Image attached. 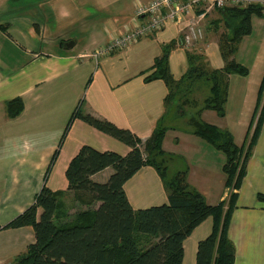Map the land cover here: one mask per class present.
<instances>
[{
  "label": "crops",
  "instance_id": "crops-1",
  "mask_svg": "<svg viewBox=\"0 0 264 264\" xmlns=\"http://www.w3.org/2000/svg\"><path fill=\"white\" fill-rule=\"evenodd\" d=\"M151 1L0 0V264H15L35 244L31 228L6 226L35 203L45 183L55 193L68 192L66 171L82 147L122 156L131 150L81 119L73 122L61 144L77 108L130 130L143 141L164 121L168 88L162 80L146 82L143 73L152 68L165 46L179 43V22H169L127 50L93 57L113 37L122 36L141 23L136 10ZM218 19V12L213 11L203 20L206 41L198 48L209 67L221 70L225 62L219 40L211 38L216 39V34L220 38L224 32L220 26L217 32ZM255 33L264 39V18H253V34L244 38L239 56H246L241 53L242 45ZM71 41L75 45L67 48ZM254 44H245L247 51L255 47L249 51L250 57L258 44L262 45L256 41ZM186 52L180 46L171 51L170 69L176 79L187 70ZM236 60L243 64L237 57ZM249 76L250 70L246 77L230 76L224 118L210 110L202 114L204 122L229 130L238 146L244 143L255 118L264 62L258 66L257 79L250 82ZM15 99H22L24 110L11 119L6 103ZM233 99V121L227 122ZM238 120L243 124L239 125ZM165 125L168 132L163 149L170 156L169 171L175 170L172 174L170 171L171 176L186 173L189 187L201 193L209 205L228 200L231 189L225 186L227 177L223 172L226 156L195 136L192 128ZM242 125L244 137L238 143L234 129ZM112 173L113 169L108 168L92 180L106 183ZM124 188L135 210L168 202L165 184L151 166L142 168ZM236 192L237 205L229 227V238L236 248L235 264H264V201L259 199L264 196V126L242 187ZM41 213L40 209L38 217ZM212 229L210 218L186 239L184 264H196L198 244Z\"/></svg>",
  "mask_w": 264,
  "mask_h": 264
},
{
  "label": "trees",
  "instance_id": "trees-1",
  "mask_svg": "<svg viewBox=\"0 0 264 264\" xmlns=\"http://www.w3.org/2000/svg\"><path fill=\"white\" fill-rule=\"evenodd\" d=\"M217 12V32L224 29L219 36L220 53L225 62L223 69H212L207 63L198 64L200 58L186 52L190 66L187 74L177 80L171 72L169 57L179 44L172 42L164 47L152 68L143 73L146 82L164 81L168 88L166 106L172 102L174 89L180 82L206 79L212 85L211 95L197 117L210 110L224 118L230 76L249 75V69L237 62L236 55L244 38L253 34V18H264V9L259 4H251L227 7ZM258 98L255 117L261 109L259 119L242 146L236 144L229 130L192 118L193 134L226 156L223 167L227 177L225 186L232 192L228 200L215 206L209 205L201 193L189 187L186 173L171 176L170 156L163 149L168 132L164 122L159 123L152 136L143 141L130 130L84 114L81 107L77 108L61 144L73 122L81 119L131 150L122 156L115 152H100L90 146L81 148L71 161L66 178L68 192L73 194L77 203L88 208L77 212L74 218L69 217L62 205L61 198L66 193H55L45 183L35 203L6 226L7 229L31 228L36 238L35 244L29 246L26 254L15 264H184L186 239L210 218L213 229L198 244L196 264H235L236 248L229 238V227L237 205L236 191L242 187L264 126V77ZM6 110L9 118L18 117L24 110L22 99L6 103ZM58 154H55L53 163ZM147 166L153 167L163 180L168 202L135 210L124 186ZM108 168H112L113 173L106 183L92 180L94 175ZM259 199L264 201V196L260 195ZM40 209L42 213L38 217Z\"/></svg>",
  "mask_w": 264,
  "mask_h": 264
},
{
  "label": "built area",
  "instance_id": "built-area-1",
  "mask_svg": "<svg viewBox=\"0 0 264 264\" xmlns=\"http://www.w3.org/2000/svg\"><path fill=\"white\" fill-rule=\"evenodd\" d=\"M251 4H260L264 9V0L260 2L258 0H153L148 4L138 6L136 17L138 22L141 20V23L124 35L113 37L94 56L98 58L124 51L141 39L161 31L169 22L181 24L182 38L179 39L178 44L188 49L203 40L202 18L211 12L210 9L246 7ZM198 12H202L201 15Z\"/></svg>",
  "mask_w": 264,
  "mask_h": 264
},
{
  "label": "rangeland",
  "instance_id": "rangeland-1",
  "mask_svg": "<svg viewBox=\"0 0 264 264\" xmlns=\"http://www.w3.org/2000/svg\"><path fill=\"white\" fill-rule=\"evenodd\" d=\"M258 1L260 2L261 0H258ZM213 9L214 8L210 9V11L211 12L217 11V10H213ZM201 13L202 12H200L199 15H201ZM208 14H206L204 16V18H202V19L204 20L207 17ZM203 24L204 23H201V27L204 30V38H203V40H201L200 42L196 43L191 48L188 47V49L186 47L185 48L184 47H180V48L184 49L185 51L190 52L191 54H194L198 58H200V60L197 62L198 64H200V62L204 63V64H206V63L208 64V62L205 60L204 55L199 50V48H200L199 45L202 44V42L206 41L205 40L206 31H205V27H204ZM218 35H219V33H218ZM214 37H216V39L211 36V38L214 41L219 40L217 34ZM181 38L182 37L180 36L179 39H181ZM247 41H250L253 45H255L254 44L255 41L258 42V43H262V45L258 44V47H257L258 49L253 52V55L251 57L249 55V51L250 50H254L255 47L251 48L252 47L251 46L250 48H248V51H247L245 49L246 48L245 44H246ZM247 41H245V44H244V46L242 45V49H241V53L242 54H246V56H242V55L239 56L240 53L239 54L237 53L236 57H237V59L240 62H242L243 64H246L248 66V68L250 70V76H249L248 80L250 82H252L253 79H257V76L255 77V74H256V71L258 69V66L260 64L263 65V62H264V45H263L264 44V39H262L261 37L258 38L256 33H255L253 35V37L247 38ZM260 47H261V49H260ZM120 52H122V51H120ZM246 52H248V53H246ZM93 57H95V56H93ZM95 58H97V57H95ZM186 58H187V56H186ZM187 65H188L187 66V70H185V73H183V76H185L187 74L189 66H190L189 62H188V59H187ZM177 80L180 81V79H177ZM232 82L234 84V79L232 80ZM211 87H212V85L209 82H207L206 79L194 78V79H191V80L180 82L179 85H177V87H175V89H174V95H173L172 102H170L167 105V110H166V114H165V117H164V121H163L164 123L163 124L164 125L165 124H167V125L169 124L168 126L172 125V126L180 127V128H184V129H190V128L193 129V126L191 124L192 123V118L196 117L199 120L203 121L202 120V114L205 111H208V110L203 111L201 116L197 117L199 111L205 107L206 100L211 95ZM233 105H234V99L231 101V105H230V108H229V111H228L229 113H228L227 122H232L233 121V119H232L233 112H234ZM240 111H242V110H240ZM260 111H261V109L258 111V114H256L255 119H253V121H251L250 128H249L250 132L254 129L255 125L257 124V121H258L259 115H260ZM241 113L242 112H239L240 115H241ZM238 124L239 125L243 124L242 120H238ZM165 127H167V126L165 125ZM234 130H235V133H236V135H235L236 136V141L238 143H242V140H243V137H244V134L241 133V131L243 130V125L240 126L237 129H234ZM243 144H241L240 146H242ZM170 171H171V174H172V173H174L175 170L174 169L172 170L170 168ZM61 200H62V205H63L64 209L70 215L69 216L70 218H74L75 215L77 214V212H80V211L85 210L86 208H88V207H84V206L80 205L79 203H77V201L74 199V196H73V194L71 192H67L61 198ZM90 208H92V207H90Z\"/></svg>",
  "mask_w": 264,
  "mask_h": 264
},
{
  "label": "water",
  "instance_id": "water-1",
  "mask_svg": "<svg viewBox=\"0 0 264 264\" xmlns=\"http://www.w3.org/2000/svg\"><path fill=\"white\" fill-rule=\"evenodd\" d=\"M74 45H75V42L71 41L66 46H67V48H72Z\"/></svg>",
  "mask_w": 264,
  "mask_h": 264
}]
</instances>
